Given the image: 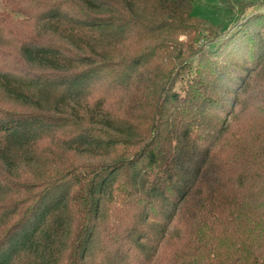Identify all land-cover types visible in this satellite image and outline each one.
<instances>
[{"label":"trees","instance_id":"1","mask_svg":"<svg viewBox=\"0 0 264 264\" xmlns=\"http://www.w3.org/2000/svg\"><path fill=\"white\" fill-rule=\"evenodd\" d=\"M1 2L38 32L0 44V264H264V10L207 105L169 69L193 0Z\"/></svg>","mask_w":264,"mask_h":264},{"label":"rangeland","instance_id":"2","mask_svg":"<svg viewBox=\"0 0 264 264\" xmlns=\"http://www.w3.org/2000/svg\"><path fill=\"white\" fill-rule=\"evenodd\" d=\"M8 9L10 10L8 6L5 8L0 0V12H8ZM262 10H264V0H193L194 17L190 21L189 31L176 35L175 38L178 39L179 45L176 43L178 49L173 52L172 62L169 63V69L172 73L175 72L176 83L173 85L175 90L183 94V88L189 84L192 76L195 78L200 77L204 87L199 102L205 98L208 105L211 103L209 102L210 96L217 99L220 95L216 92L215 87L220 88L222 85H228V82L231 84L232 81L228 78L220 79L212 71L213 69H208L210 65L214 67L215 62L217 64L221 63L219 61L222 60V57L211 55V58H209L207 50L214 47L220 48L223 43H226L232 37L249 31L253 32L255 27L252 26L251 19H253L256 12ZM5 16L8 15H0V33L11 37L12 43L0 44L9 49H18L19 42H17L16 36L19 33H23L26 37L29 36V33L35 35L33 32H38V25H34L33 20L24 21L23 24L18 22L9 25L3 21ZM209 25L213 27L212 31L208 29ZM178 51L181 52L180 55L177 54ZM212 58L215 62L210 61ZM263 86L264 72H261L252 77L249 90L242 96V99L255 97L254 100H256V95L261 93L258 89ZM0 96V99L8 101L2 90ZM13 104L15 103L13 102ZM200 106L203 108L202 105ZM194 109L195 107H192L191 111H194ZM72 158L73 160L76 159L77 163L86 161L84 157L72 155Z\"/></svg>","mask_w":264,"mask_h":264}]
</instances>
